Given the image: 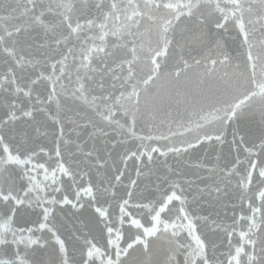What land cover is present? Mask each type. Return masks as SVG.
Masks as SVG:
<instances>
[{"label": "snow or ice", "instance_id": "6c2138e0", "mask_svg": "<svg viewBox=\"0 0 264 264\" xmlns=\"http://www.w3.org/2000/svg\"><path fill=\"white\" fill-rule=\"evenodd\" d=\"M0 264H264V0H0Z\"/></svg>", "mask_w": 264, "mask_h": 264}]
</instances>
